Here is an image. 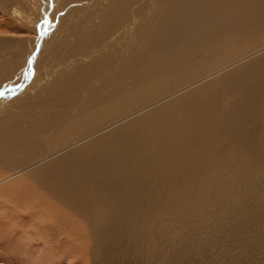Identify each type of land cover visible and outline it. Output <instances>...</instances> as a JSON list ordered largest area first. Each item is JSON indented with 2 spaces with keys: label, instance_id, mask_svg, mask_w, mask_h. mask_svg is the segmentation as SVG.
Listing matches in <instances>:
<instances>
[{
  "label": "bare ground",
  "instance_id": "bare-ground-1",
  "mask_svg": "<svg viewBox=\"0 0 264 264\" xmlns=\"http://www.w3.org/2000/svg\"><path fill=\"white\" fill-rule=\"evenodd\" d=\"M0 9L10 24L27 27L15 24L25 37H18L20 44H28L15 78L0 87V108L29 91L12 105L40 115L25 128L0 127V261L55 264L54 244L71 246L63 255L86 259L90 239L140 228L155 247L158 233L167 235L180 257L197 236L211 233L204 224L199 231L173 228L167 220L159 226L162 212L148 194L130 200L145 187L160 154L166 155L159 172L167 192L191 190L175 178L202 171L200 156L215 154L223 166L257 175L256 152L243 141V149L233 148L217 135L225 118L214 107L225 100L218 94L228 81L253 71L264 78V0H0ZM4 21L0 28L11 26ZM8 39L0 37L4 62ZM48 48H68L69 55L46 63L41 58ZM237 104L259 126L264 79L243 86ZM186 115L187 126H180ZM200 136L201 144L189 145ZM236 151L234 158L223 156ZM184 208L201 217L190 205ZM130 217L137 221L134 230ZM113 219L125 221L114 228Z\"/></svg>",
  "mask_w": 264,
  "mask_h": 264
},
{
  "label": "rangeland",
  "instance_id": "rangeland-1",
  "mask_svg": "<svg viewBox=\"0 0 264 264\" xmlns=\"http://www.w3.org/2000/svg\"><path fill=\"white\" fill-rule=\"evenodd\" d=\"M0 11L2 12H0V21L5 20L7 24H9L6 26L11 25L7 28L1 25L2 30L0 28V37L8 36V40L11 41L8 47L10 52L7 54L6 62H4L6 57L4 51L0 58V61L2 60L0 65L3 64V66H1L3 69L0 68L1 87L7 79L15 78L16 70L25 57L24 53L27 54L28 52V47H26L28 44H23L22 46V43L20 44L21 40H18V37L21 36H23L22 38H25L24 35H20L16 28L17 26L15 24L20 23H15L14 25L10 24L11 22H8L10 20L7 18L9 17V14H6L2 9H0ZM20 25L23 27L24 24ZM24 28L27 29L25 25ZM23 30L28 31L25 29ZM23 30H21V32ZM29 31L32 33V28ZM27 34L28 33L26 32L25 35ZM10 38H14V40H11ZM49 48L48 51L50 50ZM176 49L177 47H175V50ZM68 50V48H58L55 51L52 48L50 50L51 55L48 56L50 53H48V51L44 52L41 59L45 60L46 63H49L51 59L57 61L59 58H55V55H69ZM19 57L21 59H19ZM253 72V75L246 74L239 79L235 78L229 84L228 81L224 88H220L222 91L218 95L226 98L218 104L216 102L214 110L218 115L225 118L224 126L217 130V132H219L217 135H220L223 138V143L230 145L233 148L239 146L243 149V141L247 144L248 151L256 152L257 175H255L254 172H242L239 167L236 166H223L224 163L217 160L215 154L211 155L207 160H205L203 156H200V159H202V171H196L193 173L190 170H186L187 172L192 173L191 177L183 180L181 178V172H179L175 178V181L181 184L185 183L191 190H177L174 187V189L167 192L163 188V182L167 184L169 183L167 182L165 175L159 172L166 155L160 154L156 157V164L154 165L153 171L150 173V177L146 180L145 187L141 188L139 191H135V195L130 200L131 202L136 203L137 201H135V199L140 195V191H142V193L144 192V194H148L150 196V198H147L148 202L151 203L154 208H157L162 212L161 216H158L159 226L162 225L163 220H167L168 223L174 225L173 228L176 227L181 230L188 225H190L189 227H191V229H198V227L202 228L204 225H211L213 228L210 231L211 233H203L202 237L197 236L198 240H193V243H191L192 245H189L192 249L190 250L189 247V249L186 248V250H182V255L178 257V255L174 256V249L170 245V243L172 244V240L163 233H158L155 247L154 241L150 237L148 231H143L141 228L138 231L121 230L115 238H109L108 240L102 238L94 240L90 239L87 244L88 254L86 255V259H83L78 253L76 256L71 255L70 257L65 254L63 255L61 251L67 253L70 251L68 249H71V246L61 244L62 246H57L60 250L58 249L56 251L57 248L54 247V244L52 250L55 254L52 260L55 264H264V109H262L259 114L261 123L259 126H256L255 121L250 118L251 115L249 113L241 115L243 111L241 109L238 110L237 104L238 95L239 92L242 91L243 86L250 84L251 81L255 82L264 79L261 78L256 71ZM257 87L263 89L262 86L257 85ZM28 94L29 91L25 95H22L21 98L23 96V98L28 97ZM174 97L176 96H173L172 98ZM22 99L19 97V99L14 102L12 100V103L10 101L7 102L8 104L1 105L0 127L8 126V124L9 126L18 124V126H23V128H25L30 122L35 120V117L36 120L34 122L40 120V115L36 114L32 107L28 106L29 109L28 107L26 109L20 106H18V108L17 106H13L18 104ZM218 99H221V97ZM8 106L10 107L8 108ZM26 112L27 114L24 115ZM187 116L188 115L180 118V126H187L185 123ZM3 120H6L7 123H2ZM69 122L70 119L68 118V122L65 125ZM59 126H62L61 122H59ZM160 127L161 126H157V129ZM151 135L153 137L155 136V133ZM94 138L96 137L90 138L89 140ZM188 138L189 136H185L183 137V140L185 141ZM202 142L203 139L200 136L193 140L189 145L196 143L201 144ZM80 146L81 145L72 150L77 149ZM92 148L95 147L93 146ZM236 154H239V151H236L235 154L224 153L223 156L231 159L234 158ZM155 155L156 151L152 150L150 158L154 159ZM56 157L60 158V155H56ZM222 168H227V170L221 172ZM219 171V175H215ZM252 178L257 179L258 182L252 183L248 180ZM188 205H190V208L199 210L201 217H197V212H191V214H188L187 208H184ZM189 215L195 216L197 219L192 220L191 218H188ZM25 220H28V218L25 217L24 221H21V223L27 222ZM124 221L125 220L122 219L120 221L113 219L111 225L114 228H117ZM126 222L133 228V230L135 229L137 222L135 219L130 217ZM140 223H146L144 216L140 218ZM199 230L200 229L197 231ZM169 233H172V231L168 230L167 234L169 235ZM18 235L22 237L26 236L24 233H18ZM43 253L44 251L40 254ZM2 260L0 261V264H31L32 262V260L20 262L17 259L13 261L6 258H3ZM171 260L172 262L169 263Z\"/></svg>",
  "mask_w": 264,
  "mask_h": 264
}]
</instances>
